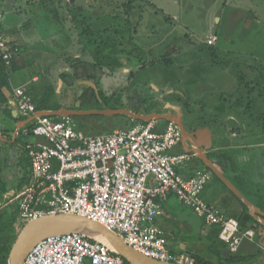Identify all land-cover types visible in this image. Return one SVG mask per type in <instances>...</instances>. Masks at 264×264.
<instances>
[{
	"label": "rangeland",
	"instance_id": "rangeland-1",
	"mask_svg": "<svg viewBox=\"0 0 264 264\" xmlns=\"http://www.w3.org/2000/svg\"><path fill=\"white\" fill-rule=\"evenodd\" d=\"M59 1L60 12L57 11L56 19L50 22L55 27H49L52 33L45 35L46 49L54 53L53 61L46 69L41 68V73L46 70L52 77L64 73V78H43L41 85H50L46 93L50 92L56 99L60 87H68V98L74 101L66 99V102L62 94L58 97L62 107L98 110L102 104L92 102L94 90L113 94L122 88V105L127 103L142 111L164 109V106L169 107L168 111L170 108L181 110L189 123L202 122L213 129V155L216 149L218 156L222 152L233 159L249 154V162L245 166L238 165V171L241 169L239 173L243 174L250 193L262 196L264 203V0ZM14 2L18 10V0ZM48 2H45L47 6ZM0 17L2 20V15ZM209 40H213V44H208ZM78 58L93 64L89 67L93 81L91 86L88 84L91 89L86 94L82 89L87 88V84L80 83L85 80L64 72L68 66L66 61L76 62ZM29 70L28 66L26 70L21 67L10 76L15 80L28 78ZM52 81L55 85L48 84ZM44 92L45 89L38 95L34 93L35 100ZM138 102H141L139 106ZM90 116L93 117L78 119L76 123L99 135L109 130L91 128L94 122L105 127L117 125V128L134 123ZM12 129L10 121L0 122L4 138H10ZM32 139L19 135L18 145ZM5 143L0 167L2 173L11 178L6 181L11 192L19 182L21 171L18 168L22 166L18 167L17 156L8 159L10 150L14 153L15 148ZM212 181L213 193L220 201L228 194L218 182ZM12 196L13 193H9L0 207L11 204ZM174 203L179 212L189 211L182 209L177 201ZM231 206L234 210L241 208L234 200ZM197 223H201L199 218ZM22 226H15V234ZM176 228L185 230L178 223ZM256 240L253 245L261 248L244 255L240 249L237 253L226 249L220 261L264 264V244ZM193 243L197 251L203 245L199 240ZM170 245L175 247L173 243Z\"/></svg>",
	"mask_w": 264,
	"mask_h": 264
},
{
	"label": "built area",
	"instance_id": "built-area-1",
	"mask_svg": "<svg viewBox=\"0 0 264 264\" xmlns=\"http://www.w3.org/2000/svg\"><path fill=\"white\" fill-rule=\"evenodd\" d=\"M17 53L0 30V61L6 68ZM12 101L19 115L30 119L24 132L33 138L26 145L29 183L13 197L20 224L47 215H78L104 226L147 258L193 264L188 255L168 250L164 232L154 224L161 213L160 203L172 194L207 226L217 227L218 240L230 252L235 253L242 241L255 238L253 230L240 232L234 218L204 202L201 194L210 172L182 175L188 170L190 155L171 153L181 138L176 124L168 122L157 130L155 122H139L91 135L71 117L40 115L24 87L12 88ZM21 264L125 263L102 242L63 233L41 239Z\"/></svg>",
	"mask_w": 264,
	"mask_h": 264
},
{
	"label": "crops",
	"instance_id": "crops-1",
	"mask_svg": "<svg viewBox=\"0 0 264 264\" xmlns=\"http://www.w3.org/2000/svg\"><path fill=\"white\" fill-rule=\"evenodd\" d=\"M9 1L10 0H2L0 2V16L2 15V20L0 17V30L5 35V39L8 42V45L16 46V48L18 49L17 56L15 57V59L12 62V65L15 67L14 71L16 72L21 67L26 70L27 66L30 68V70L28 72V75H29L28 78H16V80H15V78H12L10 76V74H11V72H10L8 74V80H7V82H8L7 85L9 86V88L7 86V89H6V87H3L1 89L3 92V95L6 99V104L0 103V107H1V109H3V111L0 109V122L10 121L11 123H13L14 129L11 130V136L8 139L4 138V135L0 131V157H1V154L3 152L2 146L6 145L5 142H7L10 144V146H13L12 148H15L14 153H12V151L10 150V152L8 154V159L12 160V159H14V157L17 156L16 158H18V160H17L18 167L20 165L23 168V169L21 167L18 168L21 171V176L19 178V182L16 185L15 189L12 190L11 192H9V190H8L9 185L6 181L10 180L11 178L7 177L8 175H6L5 173H2V168L0 167L1 178L4 180V182H6L7 192L4 195V198H6L7 195L9 196V193H14L15 191H17L21 180H23V178L26 177L27 184L21 185V190L24 189V187H26L29 183V177L31 174L30 173V165L28 166L29 154H28V151L26 149V145L29 143L26 142L25 145L24 144L21 146L18 145L19 135H21L23 137L26 136L24 131L29 127V125H28L29 122L27 123V121H30V119L27 118L26 116L19 115V113L16 111L15 106H14L13 101H12V88L24 87L25 89L28 90L29 94L33 98H34V93L38 95V94H40L41 91H43L45 89V92L43 94H41V96L37 97V99H36L37 101H41L43 99L42 101L47 102V104H49L50 106H58L59 107L58 110H60V109L76 110L75 107H77V106H75L74 108H66V107L61 106L62 103L58 97L61 96L62 94H64V100L65 101H66V99L68 102L73 100L72 97L68 98L69 97L68 96L69 91H67L68 87L67 88H63V87L61 88L60 87L61 91L59 89H56V91H58V90L60 91V94L55 99L51 96L50 92L46 93L47 91H49L47 89H49L50 85H48V86L46 84H44V86L41 85L43 78H64V73H59L57 76L55 75L56 77L49 76L47 73H50V72H48V71L46 72V70H44L43 73H41V68L46 69L47 65H49L53 61L52 58L54 56V53L50 52L51 50L49 51L48 49H46V46H48V45H46L45 35L52 33L51 30H49V27H55V26H52V24H50V22H52L53 20L56 19L57 11L60 12L57 7L61 4V1L49 0L48 6H47V4L45 3L47 0H18V4H19L18 10L15 6L16 3L14 2V0H12V2H9ZM44 21H47V23H49V24L45 25L43 23ZM66 63L68 64V66L67 67L65 66L66 67L65 71H64L65 73L67 71V74H72L73 76H75L77 78H82V80H85V81H82L80 83L89 84L91 86L90 81L92 80V77H93L92 73L93 72L89 67L93 64H87V62H84L81 58H78L76 62L68 60V61H66ZM87 68H88V70H87ZM72 72H74V73H72ZM42 74H43V76H42ZM79 74L81 77L79 76ZM106 75H109V74H106ZM14 82L17 84H15ZM53 82L54 81H52V83H48V84L55 85V83H53ZM85 89L86 88L82 89L83 94H84ZM120 90L117 91L116 93L120 94ZM102 93L107 94V96L109 94H112L109 91H102ZM116 93H113V94H116ZM164 108L167 109L169 107L164 106ZM78 109L79 110H91V108L90 109L77 108V110ZM58 110L42 109V110H39V112H42V111L43 112L44 111H58ZM138 112H142V111H138ZM6 113L9 114V117H7ZM153 113H155V112H153ZM123 116H125V115H123ZM50 117H54V116H50ZM55 118H59V117H55ZM119 119H122V118H119ZM124 120H127V119H124ZM131 120L135 121L133 119H131ZM74 121L76 122V120H74ZM133 124L134 123H131L129 125L132 126ZM155 124H156L157 130H163V128L166 125V123L162 120L156 121ZM198 124H200L199 129L205 128V129H208V131L210 132V135L207 134L206 132H203V134L200 135L199 142L201 144H205V143L209 142V140H210V145L208 146V149H210L211 153L207 157L214 164H218V150L216 149L217 152H215L214 155L212 154V150H211V144L213 141V129L208 127L205 123L201 122ZM119 129H121V128H119ZM109 133H111V132H109ZM91 135H99V134H91ZM7 146H9V145H7ZM187 150L188 149L186 147L179 149L178 144H177L172 149L171 153L189 154L186 152ZM206 150H205V154L207 153ZM189 155H190V158L188 161V170L182 173V175L184 177L192 176L196 170H205V168H201V165L198 164V162L199 163L201 162L200 160L195 158L192 154H189ZM227 157L228 158L230 157L229 159L233 162V166H235L237 168L238 173H232V172L226 171V173L223 175L226 178H229L231 180V179H234L237 174H239L242 177L237 176L238 180H240L241 178L243 180L244 179L243 174L239 173V172H241L240 171L241 169H239V171H238V168L240 166H245L249 162V158H250L249 154L237 155L234 159L232 156L227 155ZM11 164L12 163H10V165ZM238 165H240V166L238 167ZM231 175H233L234 177H232ZM244 181H245V179H244ZM214 186H215L214 182L210 178V180L205 184L204 189L202 191V194H201L202 199L207 204L212 205V206L222 210V208L218 205L219 204L218 198L213 193V191H215ZM246 186H247L246 190L250 194V197L248 198V200L252 203V200H250V199L252 197H254L253 202H256L255 199L257 198V200L260 199L258 202H260L262 204L263 203L262 202L263 197L256 195L255 193H250L251 191L248 187L247 182H246ZM214 197H215L216 201H215ZM175 201H177V203H179L183 207L182 209H184V210L187 209L189 211H183L182 213L179 212L177 209H175V203H174ZM160 204H161L160 205L161 213H160L159 217H157L155 219L154 224L160 230H162L164 232V234L166 236L168 250L170 252L176 253V254H181V253L186 254L190 258H194V256L196 254H198V255L206 258V259L211 260L213 263L214 262L217 263L220 256L216 257L214 252L217 251L218 248L221 247V245H224L222 247L223 248L222 252H224L227 249V246L225 244H223L222 242H220L217 238L218 228L213 227V226H207L204 223V221L202 220L201 216H199L194 210L184 206L178 200V198L172 194H169L167 196V198L164 201H162ZM252 204H254V203H252ZM222 212H223V210H222ZM196 217L200 219V221H201L200 225L197 223ZM252 218L255 219L254 217H252ZM175 219L177 221H175ZM257 219L261 220L259 218H257ZM176 223L184 226L185 230H182V229L177 230ZM250 230H253V229H250ZM261 237L262 238L264 237V230L261 234ZM256 239L260 242V244L261 243L264 244V240H261V238H259V237L257 238V236H255V238L251 242L247 241V240L242 241L240 243V246L238 247V250L235 253H237L240 249L242 251V254L244 255L245 253L249 252L250 250L252 251V250H256L257 248H261L258 245L256 246V244H255V246L253 245V243L255 242ZM194 240H199L203 244L199 247L200 250H198V251H197V249H194L196 247V244L195 243L192 244V242H194ZM217 240H218V243H217ZM172 243L174 244L175 247H171V245L169 246V244H172ZM262 249H264V247H262ZM199 251L200 252L202 251V252L199 253ZM222 252H221V254H222Z\"/></svg>",
	"mask_w": 264,
	"mask_h": 264
},
{
	"label": "water",
	"instance_id": "water-1",
	"mask_svg": "<svg viewBox=\"0 0 264 264\" xmlns=\"http://www.w3.org/2000/svg\"><path fill=\"white\" fill-rule=\"evenodd\" d=\"M8 98V97H7ZM176 112L179 114V110L176 109ZM40 115L54 116L59 118L64 117H78V116H89V115H98L103 117H113L119 115H125L133 120L141 122H156V121H168L176 124L180 130L182 142L185 144L187 138H192L195 140L193 145L194 149L187 150L186 152L192 154L195 158L200 160L206 168L216 177L218 180L230 191L232 192L238 200L247 208L250 216L261 219L258 220L261 224L264 225V214L252 204L231 182L228 180L223 173L218 168V164H214L205 154V150L208 149L210 145L209 142L201 144L199 142L200 135L203 132H206L210 135L208 129H196L194 134L187 135L184 131L180 120L172 118L166 114L159 113H141V112H132L127 109H102V110H66L60 109L58 111H42L39 112ZM30 121H27V123ZM26 124V123H25ZM91 220L84 218L78 215H47L41 218L33 219L25 224H23L21 230L16 235V238L11 246L9 255L7 258V264H21L26 254L32 249V247L43 239L46 236L57 235L63 233H79L83 234L93 240V236L89 233L101 234V225H94ZM98 224V223H97ZM103 228V227H102ZM70 232H66L69 231ZM87 230L89 232H87ZM104 231V228H103ZM113 237H117L116 234L110 232ZM104 239L108 241L105 237ZM122 240V239H121ZM111 245L116 249L112 243ZM124 247L121 250L116 249L114 253L118 254L124 261L128 264H169L164 262H159L150 258L143 256L142 254L136 252L132 248L128 247L123 243Z\"/></svg>",
	"mask_w": 264,
	"mask_h": 264
},
{
	"label": "trees",
	"instance_id": "trees-1",
	"mask_svg": "<svg viewBox=\"0 0 264 264\" xmlns=\"http://www.w3.org/2000/svg\"><path fill=\"white\" fill-rule=\"evenodd\" d=\"M4 38H5V35H4ZM98 68H101V65H98ZM14 70H15V67L12 64H11L10 68H6L3 65V63L0 61V103H2V104L3 103L6 104V99H5L1 89L3 87H6V89H7L8 74L10 72H13ZM87 70H88V68H87ZM89 89H91V87H87L84 90V94H86ZM92 97H93V99H92L93 103H97V102L99 103L100 102L102 104V105H100L101 108L98 110L107 109V108L108 109H117L118 106H111L109 104V100L111 98L118 100V102H120V100H121L120 94H109L107 96V94L102 93L101 91L95 92V90L93 92ZM33 100H34V103H35L36 108L38 110H42V109L58 110L59 109L58 106H50L49 104H47V102L42 101L43 99L41 101H37L33 98ZM119 106L123 107V105L121 103H119ZM163 111H164L163 109H156V110L144 109L142 112L145 114H149L152 112L161 114V113H163ZM86 117H88V116H78V117H72V118L74 120H78V119H85ZM89 117H93V116H89ZM98 117L99 118H105L103 116H98ZM111 118L112 119L122 118V119H127L128 121H132L130 118H128L127 116H123V115L114 116ZM139 122H141V121L135 120L134 124L139 123ZM164 122L167 125L168 122L167 121H164ZM142 123H145V122H142ZM116 126L105 127V126H103V124H100V123L98 124V123L94 122L93 127H91V128L108 129L109 132H112L115 129H119V128L127 129V128L132 127L128 124L121 125V127H119V128H117ZM81 129L84 130L85 133L93 134V131H91V130L90 131L85 130V129H83V127H81ZM198 164L201 165V168H205L206 171L210 172L208 170V168H206L201 162L200 163L198 162ZM28 166H29V164H28ZM218 168L220 169V171L223 174H225L226 171H229L232 173H238L237 168L235 166H233V162L227 157V155L225 153H222V152L218 156ZM0 174H1V171H0ZM237 176L242 177L239 174H237L234 179H231V180L229 178H227V179L230 180L233 183V185H235L236 188L239 191H241L244 194V196L248 199L250 197V195H248L247 190H246L247 189L246 182L244 181V179L242 180V178L240 180H238ZM211 179L218 182L225 189L226 193L228 194V195L223 196V198L219 201V204H218L222 208L223 213L227 217L234 218L238 222L240 232L246 231L248 229H253L257 238L259 237V238H261V240H264V237L263 238L261 237V234L264 230V225L261 224L256 219H253L249 215L247 208L212 173H211ZM23 184H27L26 177L23 178V180H21V182L18 186L17 192H19L21 190V185H23ZM6 192H7L6 182H4V180L1 178V175H0V202L4 199L3 196L6 194ZM232 200L236 201L240 205L241 208L239 210L232 209V206H231ZM250 200H252V203H254L255 206L258 207L262 213H264V204L263 203L261 204L258 201L253 202L254 197H252ZM19 223H20V221H19V218L17 215L16 205L13 207V211L0 213V264H7V258L9 255V251H10L11 246H12V244L16 238V235H17V234H15L14 229H15V226ZM217 243H218V240H217ZM223 246L224 245H221V247L218 248V250L214 252L216 257H219L221 255ZM124 263L128 264L125 261H124ZM193 264H225V263L220 261V258H219V261H217V263H213L211 260L206 259V258L196 254L193 258Z\"/></svg>",
	"mask_w": 264,
	"mask_h": 264
},
{
	"label": "flooded vegetation",
	"instance_id": "flooded-vegetation-1",
	"mask_svg": "<svg viewBox=\"0 0 264 264\" xmlns=\"http://www.w3.org/2000/svg\"><path fill=\"white\" fill-rule=\"evenodd\" d=\"M93 81V77H92V80L90 81V82H92ZM87 87H89V85L87 84L86 85ZM127 102H128V100H127ZM119 103L120 102H118V100H115L114 98H111L110 100H109V104L111 105V106H118V108L117 109H120V108H123V109H127V110H130V111H132V112H138V111H142V110H140V109H137V108H132L131 106H129L127 103H125V104H123L124 106L123 107H120L119 106ZM141 103V102H140ZM140 103L138 102V103H136L137 104V106H139L140 105ZM120 107V108H119ZM164 111H163V113L162 114H165L164 112L165 111H168L169 110V108H167V109H163ZM179 114L176 112V109H171L170 108V111H168V113L166 114V115H168V116H170V117H172V118H175V119H178V120H180V123H181V125H182V127H183V129H184V131L186 132V134L187 135H192V134H194V132L196 131V129H199L200 128V124H198V123H196L195 121H190L191 123H189L186 119H185V117H184V114L182 113V111L181 110H179ZM114 117V116H113ZM194 141L195 140H192V138H187V140H186V142H185V144L182 142V137L180 138V141H179V143H178V148L180 149V148H184V147H186L188 150H192V149H194L195 147H194V145H193V143H194ZM206 154H207V156L211 153V151H210V149H207L206 150ZM16 193H18L17 191H15L14 193H13V196H12V198L10 199V203L11 204H4V205H2V207H0V213H3V212H11V211H13V207L16 205V208H17V204L13 201V197L16 195ZM3 198H4V196H3ZM17 210H18V208H17ZM20 224V223H19Z\"/></svg>",
	"mask_w": 264,
	"mask_h": 264
},
{
	"label": "bare ground",
	"instance_id": "bare-ground-1",
	"mask_svg": "<svg viewBox=\"0 0 264 264\" xmlns=\"http://www.w3.org/2000/svg\"><path fill=\"white\" fill-rule=\"evenodd\" d=\"M94 225H100V224H97V223H94ZM102 226V225H101ZM104 228V231H103V228ZM101 227V232H103V233H101V234H94V233H89L91 236H93V238H95V240H97V241H99V242H102L103 244H105L108 248H109V250H111V251H115L116 252V249H118V250H121L123 247H124V245H123V241L121 240V238L119 237V236H117V237H113L111 234H109L111 231H109L107 228H105L104 226H102ZM69 232H70V230H69ZM87 232H89L88 230H87ZM113 233V232H112ZM104 237L108 240V241H106L105 239H104ZM111 243L114 245V246H116V249L111 245Z\"/></svg>",
	"mask_w": 264,
	"mask_h": 264
}]
</instances>
